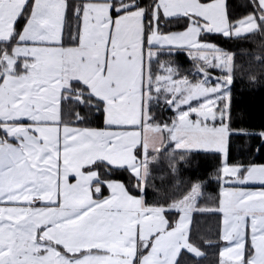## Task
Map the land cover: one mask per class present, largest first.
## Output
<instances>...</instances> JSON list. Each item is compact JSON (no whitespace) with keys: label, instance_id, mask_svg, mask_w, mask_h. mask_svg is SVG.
I'll list each match as a JSON object with an SVG mask.
<instances>
[{"label":"snow or ice","instance_id":"obj_1","mask_svg":"<svg viewBox=\"0 0 264 264\" xmlns=\"http://www.w3.org/2000/svg\"><path fill=\"white\" fill-rule=\"evenodd\" d=\"M264 0H0V264H264Z\"/></svg>","mask_w":264,"mask_h":264},{"label":"trees","instance_id":"obj_2","mask_svg":"<svg viewBox=\"0 0 264 264\" xmlns=\"http://www.w3.org/2000/svg\"><path fill=\"white\" fill-rule=\"evenodd\" d=\"M236 108L243 114L245 123L253 126L264 123V91L238 94Z\"/></svg>","mask_w":264,"mask_h":264}]
</instances>
